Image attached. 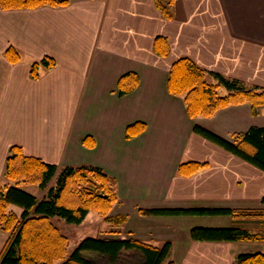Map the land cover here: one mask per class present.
<instances>
[{"label":"crops","instance_id":"obj_1","mask_svg":"<svg viewBox=\"0 0 264 264\" xmlns=\"http://www.w3.org/2000/svg\"><path fill=\"white\" fill-rule=\"evenodd\" d=\"M68 3L0 7V182H8L4 167L12 144L57 165H98L117 193L114 212L128 215L120 233H108V225L99 237H135L160 247L170 240L167 264H235L239 254L263 253L264 239L196 241L190 233L196 226L248 229L237 222L251 217L149 216L140 210L264 207V171L195 131L200 125L231 139L264 127V111L254 116L244 102L191 117L185 97L167 90L170 68L183 56L214 84L209 71L264 88V0H177L170 20L155 0ZM159 34L170 45L166 56L154 46ZM9 46L19 62L8 59ZM46 56L57 64L32 77L33 62ZM130 71L139 74L138 87L119 95L118 81ZM139 121L144 130L127 137L128 125ZM87 136L93 146L84 143ZM188 161L208 166L185 176L179 166ZM21 187L43 197L39 186ZM6 238L0 232V251Z\"/></svg>","mask_w":264,"mask_h":264},{"label":"trees","instance_id":"obj_2","mask_svg":"<svg viewBox=\"0 0 264 264\" xmlns=\"http://www.w3.org/2000/svg\"><path fill=\"white\" fill-rule=\"evenodd\" d=\"M177 0H155L166 20L175 16ZM68 0H0V7L5 9L40 8V6L68 5ZM157 54L166 56L170 52L167 37L159 34L154 43ZM6 55L11 62H19L20 54L9 46ZM55 58L43 57L33 62L30 75L39 78L41 67L54 68ZM167 79V90L185 97L186 110L191 117L210 116L221 107L233 104L248 103L254 116L264 111V88L247 86L237 79L226 78L220 72L209 71L218 81L214 84L206 79L208 72L191 58L183 56L176 60ZM119 95L133 91L138 87L139 74L126 72L118 81ZM223 85L229 93L219 92ZM142 121L128 125L127 137L142 132L145 128ZM195 131L212 140L234 155L248 161L264 171V127H251L245 132H236L231 139L221 137L203 126H195ZM84 143L93 146V138L87 136ZM5 176L8 182H0V232L7 235L6 242L0 251V264H99L85 257L87 252L101 253L113 262L117 261L123 251L138 250L143 260L139 264H163L172 249L168 240L161 247L153 246L147 241L135 237H86L71 252L70 238L56 225L53 218H63L69 224H82L88 213H99L104 222L109 224L108 233L117 234L128 215L120 212L114 214L115 205L119 202L116 191L111 184V177L103 167L82 164L67 165L59 172L57 164L46 162L38 156L25 153L24 148L12 144L6 157ZM208 166L206 162L188 161L179 166L180 174L189 176L200 168ZM59 172L56 186L48 188L46 196L38 197L21 186L38 185L46 189L48 183ZM264 204V196L262 197ZM15 204L23 209L21 214L11 210ZM142 214L149 216L167 215H231L232 217L249 218L262 223L264 207L233 209L229 207H190L143 208ZM257 223V225H258ZM196 241H259L264 239V231L244 227H192L190 231ZM235 264H264V252L239 254Z\"/></svg>","mask_w":264,"mask_h":264},{"label":"rangeland","instance_id":"obj_3","mask_svg":"<svg viewBox=\"0 0 264 264\" xmlns=\"http://www.w3.org/2000/svg\"><path fill=\"white\" fill-rule=\"evenodd\" d=\"M218 90L221 94L228 92V90L223 85H221ZM84 159L86 160V158ZM57 167L59 168V172H61L63 167H65V165L59 164L57 165ZM59 172L54 178L51 179L46 189H41V192L38 191L39 194L46 196V194L48 193L47 192L48 188L51 186H56L57 181H58L57 178L59 176ZM35 186H38V185H35ZM29 190L30 189L28 188L27 191ZM37 190L38 189L35 190L36 191L35 193H38ZM29 192H32V191H29ZM11 209L17 211V213H21L22 211V208L15 204L11 206ZM111 212L114 214H118V213H115L114 210H112ZM88 214L89 215L87 219H85V222H83L82 224H69L63 218H61L60 220L59 218L58 219L56 218L57 226L58 227L61 226L63 229L62 231L68 236V238H70L69 250H71V252L74 251L73 250L74 247H76L77 244L81 240L85 239L86 237H95V238L99 237L101 235V231L105 230L107 226L109 225L102 220V216L99 213L95 211H91ZM190 219H195V218L191 216ZM261 221H262L261 225L260 223H258V221L256 222V220H250V219L249 220H238L237 223L247 226L248 230H252V228H255L258 226V228H260L261 230L263 229L264 231V219H262ZM84 255L85 257H88L89 259L99 264H139L143 260L141 253L136 249H133V251H123L120 257L115 262L110 260L108 256L101 254V253L87 252ZM163 264H167V262L165 261Z\"/></svg>","mask_w":264,"mask_h":264}]
</instances>
